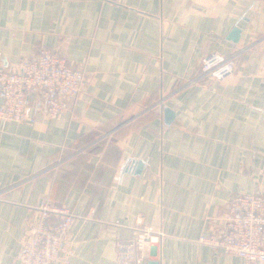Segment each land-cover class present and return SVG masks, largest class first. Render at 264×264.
Wrapping results in <instances>:
<instances>
[{"label": "crops", "instance_id": "1", "mask_svg": "<svg viewBox=\"0 0 264 264\" xmlns=\"http://www.w3.org/2000/svg\"><path fill=\"white\" fill-rule=\"evenodd\" d=\"M40 48L85 81L61 116L0 123V264L44 199L74 214L67 264H247L197 237L264 195V0H0V68ZM210 51L235 72L188 84ZM138 216L162 233L140 262Z\"/></svg>", "mask_w": 264, "mask_h": 264}, {"label": "built area", "instance_id": "2", "mask_svg": "<svg viewBox=\"0 0 264 264\" xmlns=\"http://www.w3.org/2000/svg\"><path fill=\"white\" fill-rule=\"evenodd\" d=\"M234 72L233 55L210 51L201 58L196 75L187 83L222 81ZM84 81L85 73L80 63L73 64L61 53L40 48L12 69L0 68V123H32L33 110L48 118L61 116L78 97ZM30 92L35 93L34 104L28 102ZM73 219L69 208L41 200L26 219L17 264H67L74 254ZM224 219L222 234H200L197 242L236 255L247 264H264V195L234 194ZM134 233L136 262H140L147 246L157 242L162 233L153 230L140 216L135 219Z\"/></svg>", "mask_w": 264, "mask_h": 264}, {"label": "water", "instance_id": "3", "mask_svg": "<svg viewBox=\"0 0 264 264\" xmlns=\"http://www.w3.org/2000/svg\"><path fill=\"white\" fill-rule=\"evenodd\" d=\"M238 36H239V29L234 27L229 34V39L233 42H236L238 40ZM163 111H164L165 119L166 120L169 119L170 116L172 115V111L167 107H165ZM140 171H141V163H138L136 167V172L138 173ZM147 264H159V262L157 260H149L147 261Z\"/></svg>", "mask_w": 264, "mask_h": 264}]
</instances>
